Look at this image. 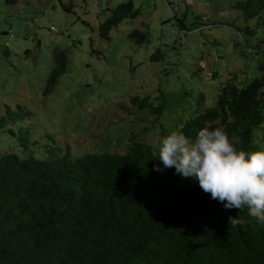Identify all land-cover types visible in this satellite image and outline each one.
<instances>
[{
	"label": "trees",
	"instance_id": "trees-1",
	"mask_svg": "<svg viewBox=\"0 0 264 264\" xmlns=\"http://www.w3.org/2000/svg\"><path fill=\"white\" fill-rule=\"evenodd\" d=\"M234 6L245 19L258 16L264 27V0ZM111 12L99 25L102 38L138 14L132 0ZM129 36L146 40L139 29ZM253 49L264 54V41L248 52ZM67 58L66 49L56 48L44 93L66 70ZM259 69L262 74L245 84L231 73L211 106L200 96L177 130L195 139L205 126L222 127L239 138L240 148L264 147V62ZM130 100L150 106L145 98ZM30 116L18 104L0 117V127L10 125L22 148L21 154L0 153V264H264V223L247 208L226 210L174 167L157 171L158 145L132 135L123 152L74 156L71 145L52 133L37 139ZM167 134L163 129L162 137ZM230 215L243 222L232 224Z\"/></svg>",
	"mask_w": 264,
	"mask_h": 264
},
{
	"label": "rangeland",
	"instance_id": "rangeland-1",
	"mask_svg": "<svg viewBox=\"0 0 264 264\" xmlns=\"http://www.w3.org/2000/svg\"><path fill=\"white\" fill-rule=\"evenodd\" d=\"M61 1L0 0V117L20 104L31 111L37 139L52 133L74 156L123 152L132 135L157 146L200 96L211 106L231 73L241 84L262 74L264 54L248 48L264 41V27L234 6L244 0H132L138 14L108 38L99 25L127 0ZM136 29L145 41L129 36ZM56 48L66 49L67 67L44 93ZM133 96L150 106L140 108ZM10 127H0V153L21 154Z\"/></svg>",
	"mask_w": 264,
	"mask_h": 264
},
{
	"label": "clouds",
	"instance_id": "clouds-1",
	"mask_svg": "<svg viewBox=\"0 0 264 264\" xmlns=\"http://www.w3.org/2000/svg\"><path fill=\"white\" fill-rule=\"evenodd\" d=\"M239 138L222 127L205 126L195 139L183 131H171L158 144L157 171L173 168L184 178L197 181L205 193L226 210L247 208L248 214L264 223V147L247 151ZM232 224L243 221L228 217Z\"/></svg>",
	"mask_w": 264,
	"mask_h": 264
}]
</instances>
